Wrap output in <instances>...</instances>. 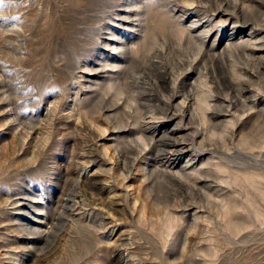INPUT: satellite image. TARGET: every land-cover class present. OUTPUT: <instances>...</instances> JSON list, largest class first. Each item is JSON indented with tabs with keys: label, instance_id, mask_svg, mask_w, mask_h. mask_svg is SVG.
I'll use <instances>...</instances> for the list:
<instances>
[{
	"label": "rangeland",
	"instance_id": "obj_1",
	"mask_svg": "<svg viewBox=\"0 0 264 264\" xmlns=\"http://www.w3.org/2000/svg\"><path fill=\"white\" fill-rule=\"evenodd\" d=\"M0 264H264V0H0Z\"/></svg>",
	"mask_w": 264,
	"mask_h": 264
},
{
	"label": "bare ground",
	"instance_id": "obj_2",
	"mask_svg": "<svg viewBox=\"0 0 264 264\" xmlns=\"http://www.w3.org/2000/svg\"><path fill=\"white\" fill-rule=\"evenodd\" d=\"M174 147H178V146H174ZM181 149V148H180ZM178 150V149H177ZM176 154V153H175ZM178 154V153H177Z\"/></svg>",
	"mask_w": 264,
	"mask_h": 264
}]
</instances>
